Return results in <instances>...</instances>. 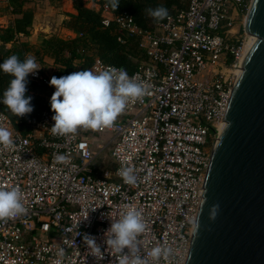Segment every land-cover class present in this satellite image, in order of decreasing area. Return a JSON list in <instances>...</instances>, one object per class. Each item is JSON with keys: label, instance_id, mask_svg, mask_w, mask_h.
Instances as JSON below:
<instances>
[{"label": "built area", "instance_id": "built-area-1", "mask_svg": "<svg viewBox=\"0 0 264 264\" xmlns=\"http://www.w3.org/2000/svg\"><path fill=\"white\" fill-rule=\"evenodd\" d=\"M252 2L188 0L151 30L127 11L115 14L94 3L121 44L139 40L144 55L125 70L148 85L142 101L130 102L113 127L100 131L53 134L49 81L56 68L48 72L36 60L41 68L27 78L39 88L28 94L32 113L15 121L0 108V126L15 141V148L0 147V186L20 187L27 208L0 220V264H115L104 233L127 205L141 210L147 225L139 237L143 254L161 246L170 252L158 264L187 263L213 149L251 43L246 14ZM93 57L86 69L121 68ZM85 58L75 61L78 71L86 70ZM107 150L111 166L101 172L94 162ZM55 154L68 162L55 163ZM123 166L134 168V185L117 175ZM84 234L96 237L102 260L89 255ZM149 264L155 262L149 258Z\"/></svg>", "mask_w": 264, "mask_h": 264}, {"label": "water", "instance_id": "water-1", "mask_svg": "<svg viewBox=\"0 0 264 264\" xmlns=\"http://www.w3.org/2000/svg\"><path fill=\"white\" fill-rule=\"evenodd\" d=\"M211 164L186 264H264V0Z\"/></svg>", "mask_w": 264, "mask_h": 264}, {"label": "clouds", "instance_id": "clouds-1", "mask_svg": "<svg viewBox=\"0 0 264 264\" xmlns=\"http://www.w3.org/2000/svg\"><path fill=\"white\" fill-rule=\"evenodd\" d=\"M119 4L120 0H106L105 6H110L115 11ZM146 11L156 21L169 17L168 9L163 5L148 8ZM40 68L31 53L26 54L23 60L13 54L0 63V70L13 77L4 90L0 103L13 115L24 117L34 110L32 97L26 94L29 83L27 78L29 74L36 75ZM49 85L55 88L50 98V107L54 113L51 130L53 134L62 137L70 134L74 136L78 130L95 132L113 127L130 102L142 101L148 93V85L145 82L138 81L135 75L130 77L124 68L113 66L98 73L86 69L59 78L53 76ZM0 147L15 148L12 132L3 126H0ZM54 162L67 163L68 156L55 154ZM117 175L125 184L136 183L137 177L133 167L123 166L117 170ZM23 196L18 186H0V220L26 214ZM95 210L96 208L92 209ZM146 228L142 211L133 205H127L120 218L111 219L110 227L104 233L103 244L106 245V250L115 253V264H149V258L158 264L162 257L169 255L170 250L161 246L152 247L146 254L142 253L139 237L145 233ZM83 241L89 255L94 256L97 261L104 258V252L96 237L84 234ZM64 255L65 249L60 248L58 256Z\"/></svg>", "mask_w": 264, "mask_h": 264}, {"label": "trees", "instance_id": "trees-1", "mask_svg": "<svg viewBox=\"0 0 264 264\" xmlns=\"http://www.w3.org/2000/svg\"><path fill=\"white\" fill-rule=\"evenodd\" d=\"M36 1L43 0H9L6 5L0 3V19L6 16L7 11L15 16L8 26L0 24L2 54L0 63H3L5 59L13 54L17 55L21 60L28 53L33 54L36 60L40 61L47 57L52 58L56 63L54 76L59 78L72 72H77L75 61L85 56L82 69L92 65L94 57H87L89 45L92 44L97 47L98 55L106 62L124 69H134L135 61L144 55L137 38H131L123 45L118 41V35L114 28L104 27L101 14L96 12L92 5L96 2L105 5L106 0H72V7L76 14L70 15L71 19L66 21V26L76 34V37L66 40L58 36H51L45 38L39 46L34 47L23 39L31 35L35 10L29 6ZM160 5L166 7L169 13L173 11L174 7H185V4H182L180 0H120L119 7L115 11L109 7L115 14L125 11L129 12L142 29L151 30L155 24L166 19L162 21L154 20L147 14L146 9L156 8ZM21 34L23 37H19ZM80 34L83 36L80 37ZM9 44H12V47L7 49L6 46ZM12 78L0 70V100H2L3 92ZM38 89L37 84L29 82L26 94L28 95L31 90L38 91ZM37 100H41V96H37ZM0 108L7 112L15 121L18 119L2 103H0Z\"/></svg>", "mask_w": 264, "mask_h": 264}, {"label": "rangeland", "instance_id": "rangeland-1", "mask_svg": "<svg viewBox=\"0 0 264 264\" xmlns=\"http://www.w3.org/2000/svg\"><path fill=\"white\" fill-rule=\"evenodd\" d=\"M188 0H180L182 4H185ZM29 7L35 10L34 25L31 30V35L28 38H24L29 42L30 45L37 47L45 38L51 36H58L60 38L69 40L76 37V34L68 29L66 26V21L71 19L72 14H74V9L72 7L71 0H43L36 1L32 3ZM247 16V14H246ZM15 16L9 11L6 12V16L0 19V24L3 26H8ZM12 44L6 46L7 49L11 48ZM95 54H99L97 47L93 44L89 45V50L87 53L88 57H93ZM1 46H0V58H1ZM44 68L48 71H54L56 66L45 62L43 60ZM109 150L103 152L94 162L99 171L110 169L111 160L107 156Z\"/></svg>", "mask_w": 264, "mask_h": 264}, {"label": "crops", "instance_id": "crops-1", "mask_svg": "<svg viewBox=\"0 0 264 264\" xmlns=\"http://www.w3.org/2000/svg\"><path fill=\"white\" fill-rule=\"evenodd\" d=\"M71 3H72V0H71ZM74 14H76V12L74 11ZM34 25V24H33ZM45 60V62H48V63H50V64H52V65H54V66H56V63H55V60L54 59H52V58H45L44 59Z\"/></svg>", "mask_w": 264, "mask_h": 264}, {"label": "bare ground", "instance_id": "bare-ground-1", "mask_svg": "<svg viewBox=\"0 0 264 264\" xmlns=\"http://www.w3.org/2000/svg\"><path fill=\"white\" fill-rule=\"evenodd\" d=\"M246 21L249 24V16L248 15L246 16ZM252 39H253V37L251 36V41H252Z\"/></svg>", "mask_w": 264, "mask_h": 264}]
</instances>
